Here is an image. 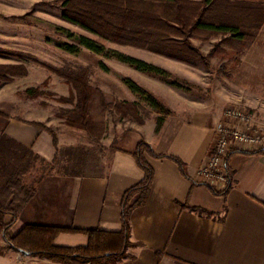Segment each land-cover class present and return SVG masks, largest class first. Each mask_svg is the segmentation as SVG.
<instances>
[{"label":"crops","instance_id":"1","mask_svg":"<svg viewBox=\"0 0 264 264\" xmlns=\"http://www.w3.org/2000/svg\"><path fill=\"white\" fill-rule=\"evenodd\" d=\"M4 2L8 14L0 12V18L15 15L16 0ZM3 112L0 108V178L18 174L32 192L11 224L10 236L25 225L119 231L121 197L144 177L129 153L143 139L156 153L179 158L188 178L174 161L146 156L154 171L152 185L144 205L130 214L132 245L116 264H264V151L230 152L225 191L201 183L197 171L212 151L216 122L208 109L173 111L158 130L156 121L147 122L126 146H108L107 161L90 159L82 167L74 162L77 144L66 145L59 138L54 144L48 131L32 124L41 122L32 108ZM256 121L264 127V121ZM28 162L31 168L25 170ZM54 164L56 168H48ZM87 242L82 232H60L53 240L63 247ZM0 264L89 263L24 255L8 244L0 227Z\"/></svg>","mask_w":264,"mask_h":264},{"label":"rangeland","instance_id":"2","mask_svg":"<svg viewBox=\"0 0 264 264\" xmlns=\"http://www.w3.org/2000/svg\"><path fill=\"white\" fill-rule=\"evenodd\" d=\"M4 1L0 0V12L6 15ZM63 1L16 0L15 15L1 16L0 70L5 78L0 79V108L5 114L14 108H32L56 144L58 138L66 145L77 144L75 165L82 167L90 159L107 161L108 146H126L147 122L157 124V118L189 108L210 111L216 121L213 134L230 107L245 109L250 124L264 131L256 121H264V24L252 41L210 32H193L187 39L169 33L172 41L138 47L105 40L64 19ZM80 36L103 51L83 47ZM119 55L160 67L167 77L136 70ZM127 81L145 94L132 92ZM28 89H33L30 95ZM151 98L156 102L153 106ZM77 105L88 108V118L100 127L98 140L67 123L66 115ZM28 163L25 170L32 164ZM3 179L6 182L7 178L0 182Z\"/></svg>","mask_w":264,"mask_h":264},{"label":"trees","instance_id":"3","mask_svg":"<svg viewBox=\"0 0 264 264\" xmlns=\"http://www.w3.org/2000/svg\"><path fill=\"white\" fill-rule=\"evenodd\" d=\"M62 7L64 19L92 34L118 44L138 47L172 41L167 36L169 33H176L178 37L187 39L193 32H210L252 41L257 30L264 24V0H64ZM79 43L93 52L103 51L101 46L84 36L79 37ZM66 49L70 52L77 51L75 46H66ZM118 59L136 70L167 77L165 70L143 60L123 55H119ZM3 72L0 70V79L5 78ZM168 81L176 85L175 82ZM126 83L132 92L145 94L133 81ZM32 92L33 89L26 90L27 95ZM151 100L152 98L150 104L155 105V100ZM66 117L69 125L86 130L90 138L98 140L100 137L102 131L88 118V108L77 105ZM162 122L163 118H157V130ZM32 124L46 129L38 122ZM51 136L56 144L55 136ZM129 153L144 172V177L128 188L121 197L119 231L25 225L15 235L10 236L8 230L11 224L32 194L23 186L21 176L15 174L12 179L7 178L0 185V227L8 244L24 255L59 261L76 259L89 264H116L127 257L126 249L132 245L128 240L130 214L135 207L146 202L154 177V171L146 156L174 161L182 175L188 178L184 163L179 158L156 153L143 139ZM6 216L10 217L7 223L4 222ZM60 232H82L87 235L88 242L82 247L56 246L53 240Z\"/></svg>","mask_w":264,"mask_h":264},{"label":"built area","instance_id":"4","mask_svg":"<svg viewBox=\"0 0 264 264\" xmlns=\"http://www.w3.org/2000/svg\"><path fill=\"white\" fill-rule=\"evenodd\" d=\"M250 115L240 107L227 108L214 128L212 151L200 164L201 183L223 192L230 183L227 157L233 150H264V131L254 128Z\"/></svg>","mask_w":264,"mask_h":264}]
</instances>
